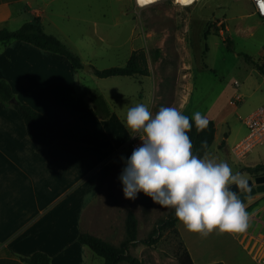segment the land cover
<instances>
[{
    "label": "rangeland",
    "instance_id": "1",
    "mask_svg": "<svg viewBox=\"0 0 264 264\" xmlns=\"http://www.w3.org/2000/svg\"><path fill=\"white\" fill-rule=\"evenodd\" d=\"M44 15L53 22L46 21V29L56 31L62 38L68 35L73 46L79 47L97 68L124 66L133 46L144 49L149 65L168 72L159 94L169 97L170 107L182 101L176 93L177 68L190 63L192 90L179 111L191 118L197 111L212 117L217 130L208 158L227 162L233 174L240 173L247 181H253L251 186L258 187L256 178L264 175V142L242 160L232 153V147L248 133L245 118L264 102V19L255 13L250 0H196L191 5L159 0L146 6L138 5L136 0H55ZM131 34L135 38L130 39ZM227 36L232 49L224 41ZM116 79L130 81V86L139 90L123 85L135 95H122V113L136 104H148L151 78L137 75ZM235 79L240 81L239 86L234 84ZM102 81L107 90L116 86L112 82L116 80ZM237 93L242 98L234 104L231 101ZM131 154L130 148L98 171L97 189L82 212L83 231L119 245L126 237L127 215L134 211L139 220L138 242L131 251L145 264H182L178 255L184 246L196 264H258L257 251L249 250L252 244L264 240V190H257L243 202L249 226L242 233H220L217 228L203 236L189 231L178 220L174 228L163 231L158 241L146 243L144 239L161 218L167 217L170 207L155 203L143 192L135 200L125 198L120 176L130 159L127 155ZM80 231L75 229L73 233ZM73 239H67L62 247L63 257H54V262L82 264L84 258L83 264H103L104 257L88 246L85 257L79 248L83 244L78 237Z\"/></svg>",
    "mask_w": 264,
    "mask_h": 264
},
{
    "label": "crops",
    "instance_id": "2",
    "mask_svg": "<svg viewBox=\"0 0 264 264\" xmlns=\"http://www.w3.org/2000/svg\"><path fill=\"white\" fill-rule=\"evenodd\" d=\"M54 1L0 0V29H17L37 15L47 30L46 21L53 22L46 20L44 12ZM47 31L67 43L84 65L95 66L79 47L73 46L68 35L62 38L54 30ZM133 38L131 34L130 39ZM136 49L139 48L133 46L131 54ZM191 66L185 63L177 68L176 93L182 100L174 103L178 110L185 106L192 90ZM150 70L149 75L142 76L151 78V95L146 105L154 117L161 107H170L169 97L159 94L168 72L151 64ZM0 77L9 81L18 99L53 120L58 136L53 144H39L29 135L19 112L0 100V264H29L24 257L39 249L49 253L52 264H57L54 257H63L62 247L67 239L78 237L79 232L73 233L75 229L82 230L83 208L97 189L98 171L130 150L133 137L139 134L127 127V113L120 109L122 95H135L123 85L139 90L130 86V81L116 79L137 76L98 79L94 69L74 68L58 52L28 41L11 40L0 42ZM108 78L116 80L110 90L102 83ZM141 90L145 88L142 86ZM92 91L107 101V117L98 113L90 98ZM79 248L86 257V245Z\"/></svg>",
    "mask_w": 264,
    "mask_h": 264
},
{
    "label": "clouds",
    "instance_id": "3",
    "mask_svg": "<svg viewBox=\"0 0 264 264\" xmlns=\"http://www.w3.org/2000/svg\"><path fill=\"white\" fill-rule=\"evenodd\" d=\"M256 4L264 15V0ZM193 118L198 132L209 124L199 111ZM126 123L143 141L120 176L126 199L135 200L143 192L155 203L175 208L179 221L203 236L217 228L220 233H242L248 228L249 216L239 195L240 190L251 191L247 179L233 174L227 162L209 159L207 153L203 159L193 155L188 116L175 107H161L153 117L140 103L128 109ZM232 185L239 192L230 190Z\"/></svg>",
    "mask_w": 264,
    "mask_h": 264
},
{
    "label": "trees",
    "instance_id": "4",
    "mask_svg": "<svg viewBox=\"0 0 264 264\" xmlns=\"http://www.w3.org/2000/svg\"><path fill=\"white\" fill-rule=\"evenodd\" d=\"M11 40H24L31 42L41 48L58 52L69 59L74 68H83L84 63L81 57L76 54L69 45L61 40L57 35L47 32L42 24L41 18L37 15L30 21L25 22L17 29L1 28L0 42L6 43ZM225 43L229 48H233L230 37H225ZM94 72L99 77L109 76H137L149 75L151 73L148 57L144 49H136L132 52L130 58L124 66H111L106 68H97L93 66ZM15 100L12 101V99ZM90 98L96 106L98 113L107 117L110 114V108L105 98L98 92L92 91ZM0 100L4 103L14 106L24 119L29 135L41 145L53 144L57 136V127L53 120L45 113L35 109L32 105L25 103L17 98L9 81L0 77ZM192 129L187 134L193 144V155L202 158L211 147L215 140L217 125L214 119L208 118L209 124L203 130L198 132L195 120L190 118ZM206 141L207 144L202 145ZM133 153V151H132ZM132 155V154H131ZM131 155H127L131 157ZM264 169V165L261 166ZM179 219L175 215V208L170 207V211L165 218H161L154 226L150 234L144 239L146 243H154L162 236L167 228H174ZM138 224L139 220L134 211H129L126 218V237L119 244L96 235L90 231H80L78 240L91 248L93 251L104 257L103 264H119L127 262L129 264H145L144 261L132 253L131 247L138 242ZM178 258L182 264H196L189 249L185 246L180 249ZM29 264H52V257L44 250H36L31 255L24 257ZM207 264H225L223 261H215Z\"/></svg>",
    "mask_w": 264,
    "mask_h": 264
},
{
    "label": "built area",
    "instance_id": "5",
    "mask_svg": "<svg viewBox=\"0 0 264 264\" xmlns=\"http://www.w3.org/2000/svg\"><path fill=\"white\" fill-rule=\"evenodd\" d=\"M250 1L252 2L255 13L264 19V15H261L258 10L256 0ZM262 62L264 66V58ZM234 84L239 86L240 81L235 79ZM241 98L242 94L237 93L235 99L231 102L235 104L234 101H239ZM245 122L248 127V133L232 147V153L239 160H242L256 145L264 142V102L247 115ZM142 144L143 141L140 139L139 134L135 135L131 142V150L134 151V149L142 146ZM254 249L257 251V257H255L256 262L258 264H264V240L261 244H259V241L256 244H252L249 252L254 251Z\"/></svg>",
    "mask_w": 264,
    "mask_h": 264
},
{
    "label": "water",
    "instance_id": "6",
    "mask_svg": "<svg viewBox=\"0 0 264 264\" xmlns=\"http://www.w3.org/2000/svg\"><path fill=\"white\" fill-rule=\"evenodd\" d=\"M84 67H86L87 70H90V71L93 70V66H91V65L90 66L84 65ZM13 100H15V98H13L12 101ZM256 181L258 184L257 188L251 186L253 184L252 180L248 181V185H249V188L251 189V191L240 190V192H239V189L235 185H232L230 190L235 191V192H239V195H240L242 202H245L247 197L250 196L251 194L255 193L257 190H264V175L258 176L256 178Z\"/></svg>",
    "mask_w": 264,
    "mask_h": 264
},
{
    "label": "bare ground",
    "instance_id": "7",
    "mask_svg": "<svg viewBox=\"0 0 264 264\" xmlns=\"http://www.w3.org/2000/svg\"><path fill=\"white\" fill-rule=\"evenodd\" d=\"M157 1H159V0H149V2H147V3H141L140 0H138V2H137V0H136V3H137L138 5H140V6H146V5H150V4H152V3H155V2H157ZM175 1L181 3L182 5H191V4H193L196 0H192V2H191V3H188V4L182 3L181 0H175Z\"/></svg>",
    "mask_w": 264,
    "mask_h": 264
},
{
    "label": "snow or ice",
    "instance_id": "8",
    "mask_svg": "<svg viewBox=\"0 0 264 264\" xmlns=\"http://www.w3.org/2000/svg\"><path fill=\"white\" fill-rule=\"evenodd\" d=\"M141 3H147L149 2V0H140ZM182 3L188 4L191 3L192 0H181Z\"/></svg>",
    "mask_w": 264,
    "mask_h": 264
}]
</instances>
